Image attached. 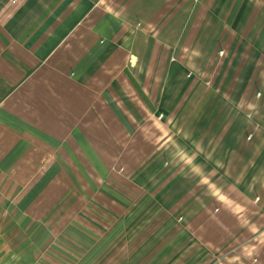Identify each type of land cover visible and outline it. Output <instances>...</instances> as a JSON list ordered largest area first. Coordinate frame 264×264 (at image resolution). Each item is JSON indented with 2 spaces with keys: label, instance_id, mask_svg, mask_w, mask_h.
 I'll return each instance as SVG.
<instances>
[{
  "label": "crops",
  "instance_id": "crops-1",
  "mask_svg": "<svg viewBox=\"0 0 264 264\" xmlns=\"http://www.w3.org/2000/svg\"><path fill=\"white\" fill-rule=\"evenodd\" d=\"M66 258L264 264V0H0V264Z\"/></svg>",
  "mask_w": 264,
  "mask_h": 264
},
{
  "label": "rangeland",
  "instance_id": "rangeland-1",
  "mask_svg": "<svg viewBox=\"0 0 264 264\" xmlns=\"http://www.w3.org/2000/svg\"><path fill=\"white\" fill-rule=\"evenodd\" d=\"M248 139H250V137H248ZM159 218L160 217H158V220H159ZM143 228H141L140 230H142ZM138 234H140V231H137V234L136 235H138ZM160 237V233L158 234L157 233V236H156V238H159ZM155 242V241H154ZM70 259L69 258H66L65 259V262H63L62 264H70ZM172 264H179V263H176V262H172Z\"/></svg>",
  "mask_w": 264,
  "mask_h": 264
},
{
  "label": "clouds",
  "instance_id": "clouds-1",
  "mask_svg": "<svg viewBox=\"0 0 264 264\" xmlns=\"http://www.w3.org/2000/svg\"><path fill=\"white\" fill-rule=\"evenodd\" d=\"M249 107H251V106H249Z\"/></svg>",
  "mask_w": 264,
  "mask_h": 264
}]
</instances>
